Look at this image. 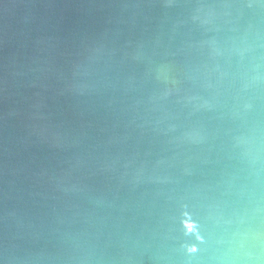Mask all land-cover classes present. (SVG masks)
<instances>
[{
  "label": "water",
  "instance_id": "obj_1",
  "mask_svg": "<svg viewBox=\"0 0 264 264\" xmlns=\"http://www.w3.org/2000/svg\"><path fill=\"white\" fill-rule=\"evenodd\" d=\"M0 264H264V0H0Z\"/></svg>",
  "mask_w": 264,
  "mask_h": 264
}]
</instances>
